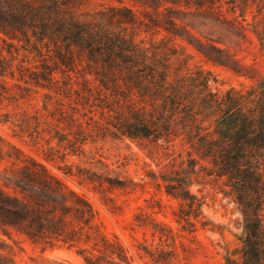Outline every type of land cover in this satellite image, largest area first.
Returning <instances> with one entry per match:
<instances>
[{
    "label": "trees",
    "instance_id": "16d2710c",
    "mask_svg": "<svg viewBox=\"0 0 264 264\" xmlns=\"http://www.w3.org/2000/svg\"><path fill=\"white\" fill-rule=\"evenodd\" d=\"M6 3L9 11L0 12V33L19 43L29 39V30L33 51L46 56L40 65L33 58L28 66H16L17 76L11 63L0 61V127L8 129L7 135L45 161L84 155L86 145L106 138L151 144L171 169L146 177L177 203L178 230L189 235L218 231L203 214V197L190 191L215 190L240 216L236 243L221 247L222 264H264V0H144L153 12L147 14L148 23L137 22L127 8L78 23L55 17L56 0ZM161 34L162 39L152 38ZM189 48L206 63L252 84L213 90L210 72L188 66L193 58L186 54ZM246 49H256L260 62L244 65L236 58ZM6 77L15 81L12 86ZM38 89L41 103L33 99L22 107L19 100ZM0 141L22 164L0 170L4 236L16 244L13 231L42 251L74 250L83 264H131L119 242L102 232L83 195L15 145ZM64 174L90 187L104 204L112 202V191L131 194L142 188L81 168ZM149 221L159 240L166 237L162 230L173 236L166 225ZM143 226L133 223V228ZM9 248L0 240V251ZM139 251L149 255L145 248ZM8 262L0 254V264Z\"/></svg>",
    "mask_w": 264,
    "mask_h": 264
},
{
    "label": "rangeland",
    "instance_id": "374dc122",
    "mask_svg": "<svg viewBox=\"0 0 264 264\" xmlns=\"http://www.w3.org/2000/svg\"><path fill=\"white\" fill-rule=\"evenodd\" d=\"M7 1L18 6L21 0ZM7 1L0 0L1 13L9 11L7 10ZM26 1L32 5L39 4V0ZM56 2L58 11L55 17L71 19L78 23L96 22L101 14H110L112 9L118 8L132 10L136 15L137 22L140 23H148L147 14L153 13L151 8L142 4L144 0H56ZM247 19H250L249 15H247ZM27 33L29 39L22 38L23 40L19 43L0 33V61L5 60L11 63V68L16 76V66L19 64L24 63L25 66H28V62H33V58H35V64L40 65L42 58L46 57H37L36 52L31 47L35 39L29 30ZM196 35L199 36L197 33ZM145 37L143 33L140 35V38ZM162 37L161 34L152 38L158 40ZM10 44L18 47V52L15 51L14 47H10ZM38 47L42 49L43 55H47L46 48L39 44ZM8 51L11 52L12 57ZM186 54L193 56L192 59L188 60L190 68L199 66L212 74V78L216 82L210 84L213 90L224 91L230 87L239 89L241 86L252 84L249 79L237 77L227 68L206 63L201 56L190 48L186 50ZM236 58L243 59L244 65H250L254 60L260 62L256 49L238 52ZM4 80L9 86L15 82L10 77H6ZM37 92L32 91L28 98L19 100L21 106L27 107L31 102L33 103V99L34 102L40 104L42 91L38 89ZM7 109L10 107L3 108L1 112L4 113ZM7 134H9L8 129L0 127V137L4 141L15 145L37 164L46 168L65 186L83 195L89 201L96 212V223L99 224L107 238H115L119 242L131 264H222L224 251L221 247L225 243L233 247L236 243L234 236L240 234V216L236 206L209 188L202 190L201 193L197 192L198 188L196 187H192L190 191L203 197V214L206 220L217 226L218 231L210 233L199 230L189 235L178 230V225L174 220V213L178 209L177 203L166 197L162 188L156 190L146 177L149 173L158 175L160 171L166 173L171 169L168 168V161L162 157L161 151L156 150L151 144L106 138L94 144L86 145L84 155L67 156L64 159L56 155L52 160L45 161L32 147L23 145ZM5 152L10 153L11 158L4 155ZM3 168H22V164L14 161L13 152L5 143L0 141V170ZM76 168L103 174L119 181H132L142 185V188L138 187L131 194L112 191L108 194L112 202L104 204L99 195L90 190V187L81 186L74 178L64 174L68 170L76 172ZM148 215L156 222L169 227L173 236L170 237L166 230H162V227L161 230L166 237L159 240L158 236H153ZM134 222H144L146 226L133 228ZM11 238L16 244L0 232V240H4L10 246L9 249L0 251V254L8 257L9 262L7 264H83L74 250L54 247L42 251L40 246L30 244L23 236H18L13 231H11ZM139 248H145L149 255L139 251Z\"/></svg>",
    "mask_w": 264,
    "mask_h": 264
}]
</instances>
